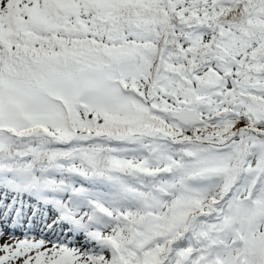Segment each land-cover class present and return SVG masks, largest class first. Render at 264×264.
Returning <instances> with one entry per match:
<instances>
[{
    "label": "snow or ice",
    "instance_id": "snow-or-ice-1",
    "mask_svg": "<svg viewBox=\"0 0 264 264\" xmlns=\"http://www.w3.org/2000/svg\"><path fill=\"white\" fill-rule=\"evenodd\" d=\"M0 264H264V0H0Z\"/></svg>",
    "mask_w": 264,
    "mask_h": 264
}]
</instances>
